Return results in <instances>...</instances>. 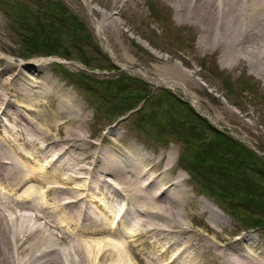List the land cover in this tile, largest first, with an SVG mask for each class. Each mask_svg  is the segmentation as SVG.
Instances as JSON below:
<instances>
[{
  "label": "bare ground",
  "instance_id": "bare-ground-1",
  "mask_svg": "<svg viewBox=\"0 0 264 264\" xmlns=\"http://www.w3.org/2000/svg\"><path fill=\"white\" fill-rule=\"evenodd\" d=\"M149 1L175 20L201 24L200 34L214 32L227 62L242 58L264 81V0ZM108 5L110 17L147 14L143 0ZM22 67L40 71V80ZM42 67L0 56V264H264L254 238L217 229L222 215L173 170V147L154 155L109 135L92 142L87 110L60 96ZM85 172L100 189L101 198H89L97 209L81 203Z\"/></svg>",
  "mask_w": 264,
  "mask_h": 264
},
{
  "label": "rangeland",
  "instance_id": "rangeland-1",
  "mask_svg": "<svg viewBox=\"0 0 264 264\" xmlns=\"http://www.w3.org/2000/svg\"><path fill=\"white\" fill-rule=\"evenodd\" d=\"M103 1L111 0H0V56L43 65L60 96L74 97L87 110L85 133L92 142L109 135L154 155L173 147V170L183 174L194 198L211 202L222 215L217 229L230 238L247 233L264 247V216H253L255 225L246 222L252 209L264 213V81L242 58L227 62L214 32L200 34L193 19L175 20L149 0H143L146 15L114 18ZM52 3L75 18V30L50 23L41 6L54 8ZM29 36L37 42L25 52ZM50 37L55 47L40 43ZM22 70L40 80V71ZM2 121L0 114V127ZM239 147L260 173L254 165L226 164L232 157L226 151ZM46 169L52 179V168ZM83 184L81 203L97 209L89 200L90 194L102 197L96 180L85 172ZM205 218L201 213L195 227L201 229Z\"/></svg>",
  "mask_w": 264,
  "mask_h": 264
},
{
  "label": "trees",
  "instance_id": "trees-1",
  "mask_svg": "<svg viewBox=\"0 0 264 264\" xmlns=\"http://www.w3.org/2000/svg\"><path fill=\"white\" fill-rule=\"evenodd\" d=\"M47 2H49V0H47ZM49 4L51 5V2H49ZM46 9L44 7L41 6L42 10L44 9L46 12L45 14L49 17L50 19V23L56 25L57 27H64L65 29H68L69 26H71L72 30H75L73 27L75 26V18L66 10L64 9L63 4L61 5H57L56 3H52V6L54 8H50L48 5H45ZM40 10V9H39ZM42 12V11H41ZM47 40L45 41H40V43H43L45 45V47H55L56 45L53 46L52 42H54L55 38H45ZM52 39V40H51ZM39 41V39H36ZM37 41L34 40V38L32 36H29L28 40L24 41V48L23 50L25 52H28L29 50H31V48H33L35 46V43ZM56 51V49H54ZM227 142H230L231 145H234L235 142L233 139L229 138L227 140ZM225 150V149H224ZM243 148H238V151L233 152V151H226L228 152L232 157L226 159L227 161H230V163H226L230 166H232L233 164H236L237 167L239 166H243V167H247V166H251L254 165L252 168L255 170V172L260 173V169L256 168L257 164H254L253 161H249L247 160V158H244L245 153H242ZM240 157V159H238ZM241 164V165H240ZM214 166H216L215 164H213ZM241 166V167H242ZM219 171H223L222 168L218 167ZM251 213H248L247 217H246V222L249 225H255L257 222H259L255 217L253 216H264V213H262L260 210H253L250 211ZM262 214V215H261Z\"/></svg>",
  "mask_w": 264,
  "mask_h": 264
}]
</instances>
